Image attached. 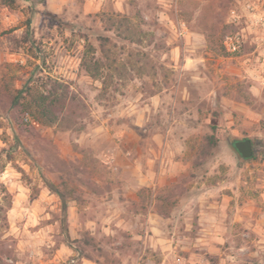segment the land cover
Here are the masks:
<instances>
[{
	"label": "rangeland",
	"instance_id": "1",
	"mask_svg": "<svg viewBox=\"0 0 264 264\" xmlns=\"http://www.w3.org/2000/svg\"><path fill=\"white\" fill-rule=\"evenodd\" d=\"M42 1L0 3V264H264V0H70L32 39Z\"/></svg>",
	"mask_w": 264,
	"mask_h": 264
},
{
	"label": "crops",
	"instance_id": "2",
	"mask_svg": "<svg viewBox=\"0 0 264 264\" xmlns=\"http://www.w3.org/2000/svg\"><path fill=\"white\" fill-rule=\"evenodd\" d=\"M23 2L28 5V0H23ZM70 5V0H43L42 2L38 3V2H34V9L36 10V13L34 15V18H31L29 20L30 22V35H32V39H37V37L39 36V30L35 25L36 24V20H37V16L39 15V9H46L47 11H49L52 14H60L64 11V9L66 7H68ZM90 5L88 4V1L85 0L84 4L82 5V8L80 9L82 11L83 15H87V11H88V7ZM22 19V14L20 15H15L13 13H9L7 10H4V13L1 12L0 15V31L5 30V31H10V35L18 37L20 34L23 33L24 28L26 26H21L19 25V21ZM1 38V37H0ZM259 41V38H254L253 42L257 43ZM3 52L0 54V58L1 60L5 57V61L6 62H17L20 61V63H22L23 57H21L20 55H18L17 53H15L14 50L10 49L8 46H3ZM3 54V55H2ZM3 60V61H4ZM151 175V174H150ZM148 173L146 175H142V179L140 180L139 183H142L143 185H145L146 187H150L152 189H154L156 187V183H160L163 179L167 178V176H162L163 175V170L160 169L157 173V176H155L156 174L152 173V176H150ZM148 176V177H147ZM169 176V174H168ZM141 178V177H140ZM141 186H132L130 187V189H128V194L132 195V199L136 200L137 197L135 196V192L138 191V189ZM155 216L154 214H150V218Z\"/></svg>",
	"mask_w": 264,
	"mask_h": 264
},
{
	"label": "trees",
	"instance_id": "3",
	"mask_svg": "<svg viewBox=\"0 0 264 264\" xmlns=\"http://www.w3.org/2000/svg\"><path fill=\"white\" fill-rule=\"evenodd\" d=\"M16 0H0L1 5L9 6L15 3ZM22 94L23 92H19ZM10 105L15 108L19 105L17 96L12 97ZM64 108V100L57 96H43L39 104L36 105V112L32 114L34 120L41 125L50 126L57 120V113ZM207 140L212 142V137H207ZM65 209V206H64Z\"/></svg>",
	"mask_w": 264,
	"mask_h": 264
},
{
	"label": "water",
	"instance_id": "4",
	"mask_svg": "<svg viewBox=\"0 0 264 264\" xmlns=\"http://www.w3.org/2000/svg\"><path fill=\"white\" fill-rule=\"evenodd\" d=\"M232 146L236 153L243 160L251 159L253 156V146L249 139L237 140L232 143Z\"/></svg>",
	"mask_w": 264,
	"mask_h": 264
},
{
	"label": "built area",
	"instance_id": "5",
	"mask_svg": "<svg viewBox=\"0 0 264 264\" xmlns=\"http://www.w3.org/2000/svg\"><path fill=\"white\" fill-rule=\"evenodd\" d=\"M223 45L227 52L235 53L241 48L242 42L237 35L227 36L223 42ZM71 262L75 263V260H71Z\"/></svg>",
	"mask_w": 264,
	"mask_h": 264
}]
</instances>
